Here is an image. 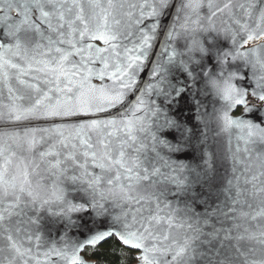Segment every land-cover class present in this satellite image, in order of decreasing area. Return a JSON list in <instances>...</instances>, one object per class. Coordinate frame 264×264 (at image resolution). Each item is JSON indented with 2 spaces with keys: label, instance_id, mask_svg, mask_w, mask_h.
Here are the masks:
<instances>
[{
  "label": "snow or ice",
  "instance_id": "obj_1",
  "mask_svg": "<svg viewBox=\"0 0 264 264\" xmlns=\"http://www.w3.org/2000/svg\"><path fill=\"white\" fill-rule=\"evenodd\" d=\"M133 261L264 264V0H0V264Z\"/></svg>",
  "mask_w": 264,
  "mask_h": 264
},
{
  "label": "water",
  "instance_id": "obj_2",
  "mask_svg": "<svg viewBox=\"0 0 264 264\" xmlns=\"http://www.w3.org/2000/svg\"><path fill=\"white\" fill-rule=\"evenodd\" d=\"M209 67H211V65H209ZM94 82H97V81H94ZM129 99H133L132 97H129ZM205 104L207 106V111L209 113L212 112L213 110V107H219L220 105L219 104H214V101H213V98L211 96H209L206 100H205ZM243 112V108H237L233 115L235 116H239L241 115V113ZM217 129H216V126L215 124H212L211 125V131H210V136H216V133H217ZM216 139L218 140L219 144L221 147H226L227 146V143H228V134L227 133H221L219 136H216ZM235 144V139L233 138V145ZM48 227L52 228V232H53V235H55V233L58 231V229L52 227L51 225H48Z\"/></svg>",
  "mask_w": 264,
  "mask_h": 264
},
{
  "label": "trees",
  "instance_id": "obj_3",
  "mask_svg": "<svg viewBox=\"0 0 264 264\" xmlns=\"http://www.w3.org/2000/svg\"><path fill=\"white\" fill-rule=\"evenodd\" d=\"M114 242L110 241L107 244L102 245L99 249H97V251L103 253L106 252L109 248H111L113 246ZM91 251V250H89ZM132 264H135V262L133 261Z\"/></svg>",
  "mask_w": 264,
  "mask_h": 264
}]
</instances>
